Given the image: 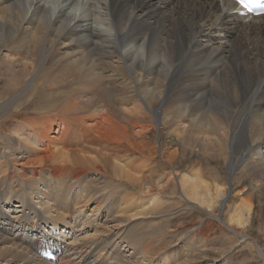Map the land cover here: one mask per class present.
I'll return each instance as SVG.
<instances>
[{
  "label": "bare ground",
  "instance_id": "1",
  "mask_svg": "<svg viewBox=\"0 0 264 264\" xmlns=\"http://www.w3.org/2000/svg\"><path fill=\"white\" fill-rule=\"evenodd\" d=\"M236 8L230 0H0V84L13 86L0 93V129L17 122L0 137V194L9 188L21 202L39 201L19 202L12 219L0 209V264H55L40 259L45 249L56 264H149L158 256L153 264L203 263L199 245H174L168 254L164 237L145 233L147 222L172 216H148L164 205L145 169L165 163L180 189L172 200L221 225L236 245L250 241L264 264V249L246 234L253 201L235 207L229 223L217 213L236 177L244 183L237 197L247 185L264 202V17H238ZM24 101L47 109H21ZM155 131L158 163L149 148ZM163 135L189 161L224 163L226 186L217 178L209 191L198 169L179 178V150L163 148ZM85 209L97 228L79 244L54 236L60 222L39 224L37 211L65 221Z\"/></svg>",
  "mask_w": 264,
  "mask_h": 264
},
{
  "label": "rangeland",
  "instance_id": "2",
  "mask_svg": "<svg viewBox=\"0 0 264 264\" xmlns=\"http://www.w3.org/2000/svg\"><path fill=\"white\" fill-rule=\"evenodd\" d=\"M12 88H13L12 83L9 81H5L4 83L0 84V93H1V91L5 92L7 89L12 90ZM33 98L36 99L37 95L33 94ZM39 99H42V98L39 97ZM18 102L21 103V100H19ZM42 102L43 101H40L37 103H35V102L25 103V101H24L25 104L20 105V108L21 109L27 108L28 111H34V110L39 109L41 106L43 109H47L45 104H41ZM3 106H4V102L0 97V109ZM0 114H1V111H0ZM55 116L56 115H49L48 118L52 119ZM15 126H17V122L14 123L11 121H6V127H4L5 130L0 129L1 130L0 131L1 139L6 138L4 135H6V133H9V131ZM52 129H53L52 133L56 132V127L53 126ZM149 138L151 141V142L149 141V148L151 149L152 152L157 151L156 152L157 160H155V161L158 163L160 161V159H159L160 135H159L158 131L152 132ZM161 143L164 145L162 147L163 148L166 147L169 152H172L175 149L179 150L178 151L179 152L178 157L175 160V163H177V164L174 163V166H175L174 169L178 172L177 175L179 178H181L182 174L184 173V171L186 169H189V170L192 169V170H190V173H193L194 170L198 169L200 174L204 178L203 180H205L204 181L205 184H207V186L210 187V188L208 187L209 191H210V189L214 190L215 186H213V183L217 184L220 180L221 181L219 183L221 186H224L225 184L228 183L229 177L226 175L227 174V172H226L227 166L226 165L224 166V163H222V162L216 163V160L213 157H211L212 160H211V158L206 160L205 158L200 157V156H195L194 157L195 159L193 158L192 161H189L191 155L188 154L187 152L184 155L182 152V148L178 145H175L173 142L171 143V141L169 139H167L164 135L162 136V142ZM0 145H1V140H0ZM165 145H167V146H165ZM182 154L184 156H182ZM186 156H188V157H186ZM140 159H141V157L140 158L134 157L133 161L136 160L135 162H139ZM185 160H187V161H185ZM195 161H197L198 165L195 168H193V163ZM205 161L206 162L208 161V162L206 163ZM163 165L165 166V168H164L165 170L161 167L160 168L158 167L159 169L157 170V172L155 171L157 168L155 169L154 167H151V165L150 166L148 165L147 168L145 169V170H148V172H150V174L152 175V179L154 181L153 184L155 185V194H157V196H161L162 199H161L160 203L162 202V206L164 205L161 208L162 210L161 209L158 210V212L161 214H159L155 211H153L154 212V214H153V212L151 211V213L148 216L151 218H153L154 216L157 217V216H160L163 214L170 213V210L172 211L171 212L172 216L162 217V219L160 218L161 220L159 219L157 222L154 221V223L153 222H147L146 223L147 225L145 227V233H147L148 237H155V236H158L157 238L164 237L165 241L162 244L164 247L163 251H165L164 253L169 254V251L172 250V248H174V245H175V247H179L182 245H187L191 242L190 244H193L192 246H194L195 249L199 245L196 249L197 250L196 251V257H198V260H199L198 262H203L200 264H205L206 262H207V264H211V263L219 264V262H224V261L227 264H263V262L257 256L256 252L248 244V243H251L250 241H247L246 243L241 244L240 246L238 245V243L236 245L237 239L235 238V236H233L230 232L225 230L221 225H219L218 223H213L212 221H211L212 223L210 221H207L208 219H206L204 215H201L199 212L195 211L196 209L192 212L187 211L186 209H184L185 204H180V203L178 204L177 203L178 201L175 200L176 201L175 202L174 199L172 200V198H174V195H177V194L179 195L180 189H179L178 184L176 182V178L174 181L176 184L174 182L172 183L171 181H168L170 179L166 176L167 175L166 171L167 172L171 171V167H169V165L166 163ZM152 168H154L155 170ZM208 170H209V172H208ZM236 173H238V172H236ZM178 177H177V179H179ZM217 178L220 180H218ZM211 179H212V181H211ZM214 179H216V180H214ZM236 180H237V182H236ZM164 182L167 183V184H165L166 187L164 186ZM158 185H160V187H158ZM242 185L244 186V183L243 184L241 182L239 183V179H238V177H236L235 184L233 183V187H232V190L233 189L234 190L232 192L229 191L230 193L228 192V187H227V190H224V191H226L225 193L228 192L227 199L225 200V203L223 204L222 207L219 206V209L220 208L221 209L217 213H218L220 219L223 220V222L225 224L229 223L228 219H229V216L231 215V213L233 212L234 208L239 206L240 203H242L244 200H245L244 202H246V200H248V199L252 200L255 208H254L251 227H250V229H247L248 231L246 234L250 240L253 239L254 242H256L261 248L264 249V206H263L264 202H262L260 204L258 202L257 196L254 194L253 191H251L250 188L247 187V185H246V188H247L248 194L243 196L242 198H241V196L237 197L236 192L239 191L240 188L243 187ZM157 187H158V189L156 190ZM159 188H160V190H159ZM163 188H165V189L167 188V189L164 190ZM8 190H9V188L6 191L1 192V194H0V209L8 218H11V219L14 218V216L16 215V210H17V207L19 205V202H20V205L22 203H27L30 206L37 204V202H39L38 200H35V199H33V200L28 199V202H21L20 197L21 196L23 197V195L21 193H18V195H15L13 197L11 195L10 191H8ZM160 191H162V192H160ZM163 191H165V192L163 193ZM24 195H25V197L28 198V196L26 194H24ZM10 196H12V197L10 198ZM15 197H18L16 201H14ZM234 197H236V198H234ZM52 198H54V197H52ZM240 198L242 199L241 201H240ZM232 199H233V201H232ZM47 201H48V203L51 202V200H47ZM164 201H166V202H164ZM159 205L161 207V204H159ZM168 205H170V206L168 207ZM216 207H217V205H215V207H214L215 209H213V211L215 210L214 212H216V209H218ZM168 210H169V212H168ZM86 212H87L86 209L83 210L80 214L75 212L74 213L75 215H73L71 217L72 219L68 218L65 221H64V216L57 214L54 210L51 212V215L46 214L44 211H42V212L37 211V214L39 217V222H40L39 224H41V225H43L41 223L43 221H53L54 223L60 222L59 224H61V226H62L60 229H63L64 232L62 230L57 231L56 233L59 232V235L54 234V236H56L58 239H60L61 243H62V241H64V242L68 241V243H69V241H71L69 243V245H70V244H77V243L79 244L81 242H84V240H86L90 237L91 231H94L97 228V226H96L97 223H96L95 218L89 219V217H86L87 216L85 214ZM164 212H166V213H164ZM17 215H19V214H17ZM31 218H33V216ZM33 220H36V219L33 218ZM137 223H139V221H133L131 223V225L133 226L132 228H134ZM47 225H49L53 228L52 225H50V224H47ZM43 227L44 226H42L40 229H43L45 232H50V230L48 228H45V227L43 228ZM59 227H60V225H59ZM196 228L198 230L195 231ZM258 228H261V229L258 231ZM160 230L163 231V234L160 232ZM158 241L159 240H157V242ZM64 242H63V244H65ZM183 242H184V244H182ZM201 244L202 245L204 244L205 247H204V245L202 247ZM231 244L233 246L236 245V247H233ZM221 245H222V247H221ZM211 246L212 247L214 246L213 247L214 251L212 250ZM231 246L233 247V249L231 250V252L228 255H226V256L221 255L222 249H223V251H225L228 247H231ZM120 248H121V246H120ZM235 248H237V249H235ZM215 250L217 252H215ZM121 252L125 253L126 255H129V253L131 254V252L128 253L125 250H122ZM203 254H204V256H203ZM201 256H202L203 260L200 259ZM158 257H156L154 259L151 258V261L149 264H153V260H155V259L157 260ZM144 264H147V262L144 261Z\"/></svg>",
  "mask_w": 264,
  "mask_h": 264
},
{
  "label": "snow or ice",
  "instance_id": "3",
  "mask_svg": "<svg viewBox=\"0 0 264 264\" xmlns=\"http://www.w3.org/2000/svg\"><path fill=\"white\" fill-rule=\"evenodd\" d=\"M234 2L242 7L248 6L250 0H234Z\"/></svg>",
  "mask_w": 264,
  "mask_h": 264
}]
</instances>
